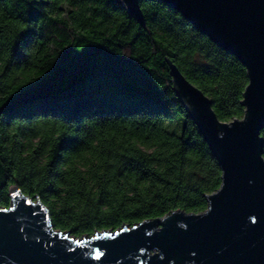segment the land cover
I'll return each mask as SVG.
<instances>
[{
	"label": "trees",
	"instance_id": "trees-1",
	"mask_svg": "<svg viewBox=\"0 0 264 264\" xmlns=\"http://www.w3.org/2000/svg\"><path fill=\"white\" fill-rule=\"evenodd\" d=\"M140 6L144 23L118 0H0L1 207L17 185L76 239L207 210L222 172L167 60L222 122L244 118L247 71L163 2Z\"/></svg>",
	"mask_w": 264,
	"mask_h": 264
},
{
	"label": "water",
	"instance_id": "water-1",
	"mask_svg": "<svg viewBox=\"0 0 264 264\" xmlns=\"http://www.w3.org/2000/svg\"><path fill=\"white\" fill-rule=\"evenodd\" d=\"M144 23L141 0H118ZM246 68L243 119L222 122L212 100L167 60L173 89L222 172L200 214L174 211L76 239L48 207L11 187L0 206V264H264V0H159Z\"/></svg>",
	"mask_w": 264,
	"mask_h": 264
}]
</instances>
